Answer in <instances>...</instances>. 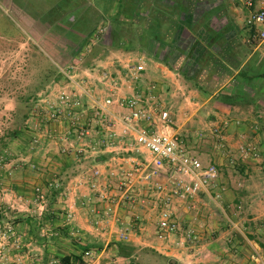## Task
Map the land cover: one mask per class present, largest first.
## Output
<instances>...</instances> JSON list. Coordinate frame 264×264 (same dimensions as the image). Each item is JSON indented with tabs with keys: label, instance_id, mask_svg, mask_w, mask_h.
Listing matches in <instances>:
<instances>
[{
	"label": "rangeland",
	"instance_id": "374dc122",
	"mask_svg": "<svg viewBox=\"0 0 264 264\" xmlns=\"http://www.w3.org/2000/svg\"><path fill=\"white\" fill-rule=\"evenodd\" d=\"M242 5L237 1L244 19L241 27L253 36ZM24 26L17 11L0 1V264H35L36 257L32 262L30 258L39 253L34 250L36 239L57 235L76 239L71 232L63 231L68 217L65 210L75 214L77 207L93 214L95 209L91 217L103 226L109 223L101 213L106 220L110 205H117L121 219L140 228L145 239L159 238L155 227L160 213L170 211L179 230L159 239L171 240L184 259L200 251L194 257L201 260H193L194 264H214L207 253L218 248L213 244L208 247V242L224 233L230 234L232 243L226 241L219 246L236 256L232 263L250 261L254 252L242 242V234H260H247L255 229L243 226L252 223L264 235V95L260 94L264 81L256 75L252 81L231 86L234 110L240 109L242 114H225L223 119L228 121L205 110L192 116L188 108L181 116L176 101L164 99L170 126L187 151L203 165H214L218 173L205 190L192 198H179L173 194L174 180L168 171L145 170L147 154L137 151L131 139L122 138L120 127L113 121L121 113L118 107L109 105L100 114L93 108L86 110L91 105L88 99L70 86L71 78L81 86L88 79L81 68L92 66L97 58H106L108 51L92 45L80 61L66 68L69 64L55 60ZM247 39L246 56L254 46L264 50V43L257 38ZM64 94L68 104L60 100ZM221 99L230 103L227 98ZM75 101L79 105H74ZM211 117L216 124L206 127ZM180 118L185 121L182 129H178ZM261 119L263 122H258ZM228 125L231 128L226 136H231V142L224 137ZM253 198L257 200L253 202ZM197 236L202 239L197 240ZM88 245L97 250L104 247L101 241ZM145 249L151 247L141 251ZM95 251L86 261L74 257L70 262L66 256L46 263L38 259V263L92 264L97 260ZM143 257L139 256L136 263H154Z\"/></svg>",
	"mask_w": 264,
	"mask_h": 264
},
{
	"label": "crops",
	"instance_id": "0c3cea01",
	"mask_svg": "<svg viewBox=\"0 0 264 264\" xmlns=\"http://www.w3.org/2000/svg\"><path fill=\"white\" fill-rule=\"evenodd\" d=\"M0 1L17 11L18 18L25 23L24 27L30 29L32 34L29 35L40 40L46 52L59 63L69 64L66 68H72V64L80 61L81 55L92 45L108 51L106 58L94 59L90 67L82 65L81 68L80 64L81 71L88 78L81 86L70 79V86L83 93L91 104L86 110L93 108L95 112L106 108L107 99L116 101L136 95L146 97L153 86L162 109H166L164 99L172 98L181 116L188 108L192 116L205 110L215 117H222L221 121H228L223 119L225 114L237 117L242 114L240 109L234 110L233 105L236 104L232 102L235 97L231 95L234 90L230 89L231 86L245 84L257 76L264 81V50L254 46L246 56L245 42L249 40L248 31L241 27L244 20L242 9L236 6L240 0ZM242 8L248 15L247 9ZM218 64L223 66L222 70ZM108 67L113 70H108ZM137 67L142 69L138 71ZM252 70L255 73H250ZM245 77L254 78L248 80ZM260 94L264 95V90ZM221 98L229 99L231 104ZM111 107L116 108L115 105ZM262 117L259 115V118ZM215 122V118L211 117L205 126H212ZM178 123V129H182L185 121L180 118ZM230 128L228 125L224 136L229 142L231 136L226 134L230 133ZM261 174L264 175V172ZM255 200L253 198V202ZM108 207L110 212L106 220L103 213L101 217L109 224L103 223V226L102 222L98 226L95 217H91L97 212L95 209L93 214L77 207L75 214L65 210L68 217L67 222H63V231L71 232L76 239L68 240L65 235L36 239L38 246L34 250L39 253H33L30 261L36 257L35 264H39L38 259L46 263L66 256L70 262L74 257L86 261L84 253L88 249L92 253L96 250L94 258L97 260H90L92 264H100L102 260L105 264H137L139 256H144L146 262L154 260L153 264H171L172 260L174 264L189 261L194 264L193 260H201L194 257L199 254L198 250L184 259L183 253H179L180 248L170 244L171 240L157 237L145 239L140 228L121 219V210L117 205ZM234 227L239 229L236 224ZM243 227L255 229L254 233L247 234L259 233L260 236L242 234V242L252 247L254 255H250V261L244 259L241 264H264V235L252 223ZM195 238L202 239L199 236ZM232 239L229 233L209 239L208 247L213 244L218 248V251H210V255L207 253L214 264H233L231 259L236 256H232L224 246H219L226 241L231 244ZM99 241L104 244L101 249L88 245ZM121 245H127L128 249H122ZM147 246L151 249L141 251Z\"/></svg>",
	"mask_w": 264,
	"mask_h": 264
},
{
	"label": "built area",
	"instance_id": "2783aa9c",
	"mask_svg": "<svg viewBox=\"0 0 264 264\" xmlns=\"http://www.w3.org/2000/svg\"><path fill=\"white\" fill-rule=\"evenodd\" d=\"M240 1L248 11L246 26L254 34H249L248 37H255L260 43H264V0ZM58 69L64 73L61 68ZM141 69L137 67L138 71ZM103 79L106 77L103 76ZM148 91L146 97L136 95L116 101L107 99L105 106L115 105L122 111L113 121L120 127L122 138L131 139L137 151L147 154L144 169L157 172L167 170L174 180L173 194L179 198H192L198 191L205 190L216 181L217 169L214 165H203L196 156L187 151L184 141L170 126V112L162 109L154 94L155 87H150ZM60 100L68 104L65 94ZM73 104L79 105V102L75 101ZM104 109L100 108L95 113L100 114ZM178 230V223L172 213L167 209L162 210L155 227L158 237L163 238ZM92 255V251L84 253L85 258H91Z\"/></svg>",
	"mask_w": 264,
	"mask_h": 264
},
{
	"label": "trees",
	"instance_id": "16d2710c",
	"mask_svg": "<svg viewBox=\"0 0 264 264\" xmlns=\"http://www.w3.org/2000/svg\"><path fill=\"white\" fill-rule=\"evenodd\" d=\"M249 34H251V32L249 33ZM252 35V34H251ZM35 38V37H34ZM36 40H38L37 38H35ZM52 39H54V37H52ZM55 39H56V37H55ZM40 41V40H39ZM195 47V46H194ZM44 48H45V45H44ZM218 66L221 68V70H222V65H220V64H218ZM246 79H248V80H252L254 77H245ZM102 160H103V158H102Z\"/></svg>",
	"mask_w": 264,
	"mask_h": 264
},
{
	"label": "water",
	"instance_id": "95a60500",
	"mask_svg": "<svg viewBox=\"0 0 264 264\" xmlns=\"http://www.w3.org/2000/svg\"><path fill=\"white\" fill-rule=\"evenodd\" d=\"M171 264H174V261L173 260L171 261Z\"/></svg>",
	"mask_w": 264,
	"mask_h": 264
}]
</instances>
